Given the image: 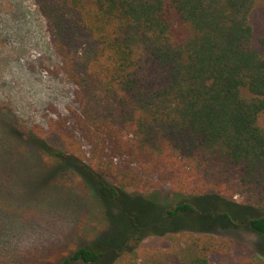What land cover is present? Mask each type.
Wrapping results in <instances>:
<instances>
[{
    "label": "trees",
    "instance_id": "trees-1",
    "mask_svg": "<svg viewBox=\"0 0 264 264\" xmlns=\"http://www.w3.org/2000/svg\"><path fill=\"white\" fill-rule=\"evenodd\" d=\"M257 1L34 0L79 102L41 135L43 157L52 165L86 158L110 197H159L168 186L175 195H241L264 214V36L255 46L250 22ZM59 179L84 184L74 168ZM196 211L188 202L167 209L170 217ZM249 225L264 233V215ZM129 248L107 264H214L212 254L231 242L183 230L160 247ZM101 257L80 247L61 264Z\"/></svg>",
    "mask_w": 264,
    "mask_h": 264
},
{
    "label": "rangeland",
    "instance_id": "rangeland-1",
    "mask_svg": "<svg viewBox=\"0 0 264 264\" xmlns=\"http://www.w3.org/2000/svg\"><path fill=\"white\" fill-rule=\"evenodd\" d=\"M250 22L259 46L264 0L256 2ZM78 106L77 88L34 0H0V264H61L80 247L102 252L98 263L89 264H107L120 248H157L168 234L183 230L231 242L229 251L212 254L214 264H242L253 255L264 259V233L249 225L264 214L244 204L241 195H175L164 186L157 188L159 197L127 191L110 197L85 157L57 165L46 161L41 135ZM68 168L84 184L61 181ZM180 202L197 211L170 217L167 209Z\"/></svg>",
    "mask_w": 264,
    "mask_h": 264
}]
</instances>
